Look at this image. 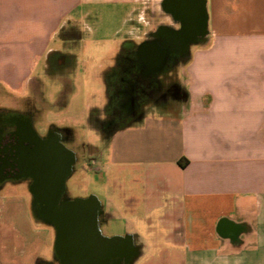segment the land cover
I'll use <instances>...</instances> for the list:
<instances>
[{"label":"crops","instance_id":"crops-1","mask_svg":"<svg viewBox=\"0 0 264 264\" xmlns=\"http://www.w3.org/2000/svg\"><path fill=\"white\" fill-rule=\"evenodd\" d=\"M143 1L0 0V92L45 102L47 83L30 85L40 62L67 45L64 71L76 65L61 32L80 35L95 15H120L129 25L124 48L103 73L104 104L90 106L87 120L107 147L88 160L102 175V197L76 199L92 198L107 240L97 264H264V0H201L206 36L190 44L177 80L171 71L161 76L162 102L144 104L119 127H100L114 117L117 62L145 39L135 41ZM151 1L168 24L165 0ZM28 189L30 200L0 195V264H62L56 228ZM34 213L55 228L54 257L44 258L51 232L34 224Z\"/></svg>","mask_w":264,"mask_h":264},{"label":"rangeland","instance_id":"rangeland-1","mask_svg":"<svg viewBox=\"0 0 264 264\" xmlns=\"http://www.w3.org/2000/svg\"><path fill=\"white\" fill-rule=\"evenodd\" d=\"M145 1V2H144ZM135 10V41L140 42L155 32L163 25L164 14L158 10L154 1L144 0ZM167 23H172L171 19ZM155 26V29H154ZM157 26V27H156ZM129 25H124L120 15L115 13H100L87 21V28L79 35L77 30L61 32L62 37H69L70 50L69 55L75 58V67H71L70 72H65V64H71V60L66 62L63 57L68 53L67 45L61 46L59 53L54 52L49 59L40 62L37 67L38 73L32 78L30 85H43L47 83L46 97L47 100H34L31 94L26 99H12L7 92H0V107L11 110H20L29 115L35 128L39 133L44 134L50 128L54 127L61 131H68L62 140L69 150L75 153L76 162L73 167V174L66 182V190L61 199V204L76 199H86L90 195L96 194L101 196V173L94 169H90L89 158L99 161V153L106 151L101 134L94 131L87 125L89 120V107H96L104 104V87L102 76L105 69L111 65L116 55V47L123 44V40L127 36ZM154 30V31H152ZM81 36V38L79 37ZM206 36V33L204 34ZM203 36V37H204ZM74 41V42H73ZM73 42V44H71ZM59 44H53L52 47H58ZM124 48V44H123ZM59 60V64H58ZM65 64H64V63ZM181 61L173 67L172 81L177 80V74ZM62 64V65H61ZM60 72V73H59ZM68 74H70L68 78ZM175 75V76H174ZM162 84L158 86L153 98L154 101L163 100V91L165 81L164 77H160ZM170 79V78H169ZM67 88H73V91L65 92ZM159 89V90H158ZM153 101V100H152ZM20 105V106H19ZM127 112L125 109H120ZM155 111L151 106L144 112ZM159 113L163 112L159 108ZM157 113V112H156ZM121 125V123H119ZM119 125L117 127H119ZM106 127L102 125L100 127ZM89 144L92 147H89ZM22 194L30 200V192L26 184L14 185L7 184L0 189L1 196H10L14 194ZM33 222L37 226L46 227L50 230L51 235L46 244L44 258L49 254L50 257L55 256V239L56 232L52 224L46 221L37 220L34 213ZM105 233L110 231L102 228ZM111 237V236H109ZM55 262V261H54ZM40 264H44L41 263Z\"/></svg>","mask_w":264,"mask_h":264},{"label":"flooded vegetation","instance_id":"flooded-vegetation-1","mask_svg":"<svg viewBox=\"0 0 264 264\" xmlns=\"http://www.w3.org/2000/svg\"><path fill=\"white\" fill-rule=\"evenodd\" d=\"M163 5L172 23L163 24L151 33L140 46L130 50L132 55L121 56L113 71L109 89L114 117L107 121L108 129L153 102L162 84L160 77L173 70L189 54L190 44L206 33L201 0H165ZM66 133L52 127L41 134L26 113L0 107V189L7 184H26L35 201L47 199L40 192L45 195L54 192L59 170L68 162L66 154L57 149ZM59 258L64 261L61 249Z\"/></svg>","mask_w":264,"mask_h":264},{"label":"water","instance_id":"water-1","mask_svg":"<svg viewBox=\"0 0 264 264\" xmlns=\"http://www.w3.org/2000/svg\"><path fill=\"white\" fill-rule=\"evenodd\" d=\"M57 149L61 154H66L68 162L65 166L61 165L64 167L59 170L54 192H46V195L44 191L40 192L43 198L48 197L41 199V211L44 218L56 228V246L58 251L61 249L64 253L62 264H97L106 256L107 240L100 235L95 210L89 206L93 202L92 198L75 200L59 206L75 156L61 143Z\"/></svg>","mask_w":264,"mask_h":264}]
</instances>
